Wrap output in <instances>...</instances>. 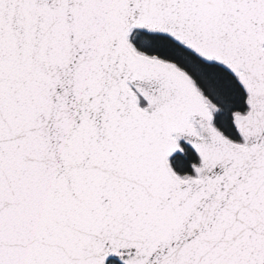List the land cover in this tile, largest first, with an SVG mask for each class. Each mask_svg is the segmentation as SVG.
Masks as SVG:
<instances>
[{
	"label": "snow or ice",
	"instance_id": "1",
	"mask_svg": "<svg viewBox=\"0 0 264 264\" xmlns=\"http://www.w3.org/2000/svg\"><path fill=\"white\" fill-rule=\"evenodd\" d=\"M0 264H264V0H0Z\"/></svg>",
	"mask_w": 264,
	"mask_h": 264
}]
</instances>
